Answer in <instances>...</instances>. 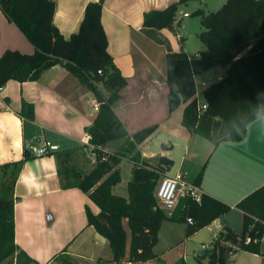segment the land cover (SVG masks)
Segmentation results:
<instances>
[{
	"label": "trees",
	"instance_id": "16d2710c",
	"mask_svg": "<svg viewBox=\"0 0 264 264\" xmlns=\"http://www.w3.org/2000/svg\"><path fill=\"white\" fill-rule=\"evenodd\" d=\"M190 1L179 0L164 9L146 12L143 25L176 34L179 5ZM0 6L35 47L33 53L4 51L0 56V88L10 80H38L45 70L60 64L99 102L98 113L86 128L91 136L89 143L50 153L58 162L61 187L80 188L99 206L100 211L94 213L86 205L88 225L109 241L113 262L159 258L154 247L166 220L187 223L189 236L231 211L232 205L207 193L201 202L181 198L171 215L160 205L158 186L173 160L166 155L144 157L139 152V144L155 133L157 124L130 135L115 111L128 79L108 50L102 23L103 0L87 4L79 31L69 38L54 23V0H0ZM196 13L201 15L203 29L198 36L205 49L192 56L182 48L166 54L169 111L185 104L182 124L215 146L222 141H241L248 125L264 115V0H226L217 10L205 13L198 9ZM217 66H223L226 73L203 90L207 107L200 110L196 77ZM18 115L23 120H34V105L23 100ZM109 143L117 145L115 152L105 150ZM93 153L94 165L84 167L79 160L88 163ZM33 156L25 147L23 158L0 165V263L17 251L14 189L23 166ZM124 158L133 162L128 197L113 191L121 182L118 165ZM205 167L194 178L195 184L201 186ZM235 206L243 212L242 232L223 225L205 264H228L230 255L239 250L264 257V185ZM189 217L193 223L188 222ZM248 236L250 243L245 242Z\"/></svg>",
	"mask_w": 264,
	"mask_h": 264
},
{
	"label": "crops",
	"instance_id": "0c3cea01",
	"mask_svg": "<svg viewBox=\"0 0 264 264\" xmlns=\"http://www.w3.org/2000/svg\"><path fill=\"white\" fill-rule=\"evenodd\" d=\"M54 1V23L69 38L79 31L87 4L98 0ZM177 1L103 0L102 23L108 37V50L114 64L128 79L115 111L130 135L153 124L158 125L155 133L139 144L138 149L148 146L156 135L172 134L170 130L162 133L161 130L163 124L174 120V114L180 108L169 111L166 54L182 48L192 56L205 49L198 34L192 50L190 37L180 30L174 35L167 29L143 25L146 12L164 9ZM186 13L189 12H184L189 16ZM7 49L24 53L35 51L34 45L6 17L0 6V56ZM210 70L196 77L197 97L199 85L204 86L202 93L209 86L202 74L207 77ZM68 72L57 64L45 70L38 80H10L0 89V165L20 160L25 147L31 150L32 146L41 145L44 141H51L58 149H62L61 143L67 144L72 139L81 141L77 146L85 143L82 135L94 121L99 102L89 88ZM208 79H212L211 76ZM23 100L34 105V120H23L18 115ZM194 134L197 133L189 130L187 148ZM212 148L205 163L201 187L204 193L233 206L230 212L212 222L216 224L219 221L233 230L230 213L239 210L243 215L235 205L264 185V115L248 125L243 140L222 141ZM170 151L163 150L162 153H167L165 155L174 163ZM141 154L144 157L158 156L146 152ZM168 175H172L170 171ZM189 180L193 182L194 179ZM14 196L16 254L23 251L25 254L22 256L31 258L33 264H59L63 256L80 264L83 263L79 261L98 264V259L104 256L112 259L109 241L94 226L88 225L86 205L94 213L100 211L99 206L80 188L61 187L54 154L34 155L25 163L17 178Z\"/></svg>",
	"mask_w": 264,
	"mask_h": 264
},
{
	"label": "rangeland",
	"instance_id": "374dc122",
	"mask_svg": "<svg viewBox=\"0 0 264 264\" xmlns=\"http://www.w3.org/2000/svg\"><path fill=\"white\" fill-rule=\"evenodd\" d=\"M214 1L215 0H193L188 2L191 3V6H189L188 3H182L179 5L175 25L178 32L180 30L186 37H190V46L192 50H194L193 41L196 39V35L199 34V32L203 29L201 15L196 13V11L198 9H202L205 13H209L220 8V6L225 2L218 3ZM185 11L189 12V16L184 15ZM201 45L203 48H205L203 43ZM68 73L75 78L73 74L70 72ZM225 73L226 71L223 66H217L211 68L210 72L207 74V77L202 74V78L206 84L210 85L224 77ZM208 76H211L212 79H208ZM203 88L204 86L199 85L198 101L202 102L201 104L205 103V97L202 93ZM184 106L185 104H182L179 110L174 114V120L163 124L161 133L167 130L172 132V134L166 135L169 139L164 134L156 135L150 140L148 146H142L139 149V152L165 155L167 153H162L163 150H171L170 155L175 161L169 170L170 173L174 175L178 171L182 170L188 173L189 179H194L202 166L206 163L208 155L213 149L212 147L214 146V143L199 134H194L189 148H187L188 142L186 140L188 139L189 130L180 121ZM170 125L171 128L169 127ZM85 136L86 134L84 133L82 135L83 140L85 139ZM80 142L81 141L79 140L77 141L72 139L68 140L67 144L61 143L60 146L62 149H65L75 147ZM171 142H173V144ZM167 144H170V146H167ZM106 148L107 152L112 153L117 150V145L114 143H109L106 145ZM91 156L92 159L96 158L95 154ZM185 157H187L186 162L185 164H182ZM92 159L89 158L88 163L83 161V159H80L79 162H82L84 167L90 168L94 165ZM119 168L121 171V182L114 187V191H116L117 194L128 197V183L131 179L133 169V163L131 159L124 158L119 163ZM1 172L2 171L0 168V177ZM166 211L169 212L167 209ZM230 220L233 225V230H235L237 233L242 232L243 215L239 210H233L230 213ZM218 232L219 229L216 227L214 222L187 236V223L166 220L163 222V225L159 231L158 242L154 247V251L159 255V258L146 262L132 263L126 260L122 262H113L110 256H108L109 258L104 256L98 259V264H182V261H185L187 264H205L210 260L209 253L213 248V244L217 240L216 234ZM67 261L76 262L72 258L63 256L59 261V264H65ZM79 262H82L83 264H95L90 261ZM0 264H33V261L17 253L14 256H9ZM228 264H264V257L260 254L239 250L236 253L230 255Z\"/></svg>",
	"mask_w": 264,
	"mask_h": 264
},
{
	"label": "built area",
	"instance_id": "2783aa9c",
	"mask_svg": "<svg viewBox=\"0 0 264 264\" xmlns=\"http://www.w3.org/2000/svg\"><path fill=\"white\" fill-rule=\"evenodd\" d=\"M189 13H186L188 15ZM1 89V88H0ZM207 107V104H200V110H203ZM91 136L86 133L84 142L89 143ZM58 149V146L53 144L51 141H44L41 145L32 146L31 152L35 156H43L49 154L52 151ZM204 191L200 185L195 184L194 182L188 179V173L185 171H178L174 175H164L160 180L158 190H157V198L160 205L166 208L171 215L175 207L178 205L181 198H191L197 202H201ZM189 223H193L192 218H188ZM216 227L219 231L223 228L221 222H216ZM219 233V232H218ZM218 233L216 236L218 237ZM264 238L262 239V241ZM252 241L251 237L248 236L246 238V243H250ZM257 241V238L254 240Z\"/></svg>",
	"mask_w": 264,
	"mask_h": 264
}]
</instances>
